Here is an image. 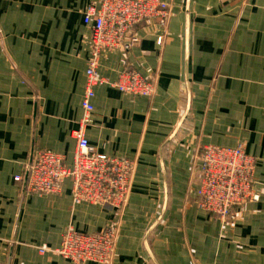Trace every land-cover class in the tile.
Here are the masks:
<instances>
[{"label":"crops","instance_id":"0c3cea01","mask_svg":"<svg viewBox=\"0 0 264 264\" xmlns=\"http://www.w3.org/2000/svg\"><path fill=\"white\" fill-rule=\"evenodd\" d=\"M94 1L0 0V264H74L53 251L65 230L112 223L109 264H264V0H166L164 22L135 26L137 44L101 55L85 135L133 161L122 208L75 204L69 179L46 195L15 181L38 149L72 163ZM125 67L151 78L150 97L111 85ZM239 144L256 160L259 197L219 220L198 205L196 149Z\"/></svg>","mask_w":264,"mask_h":264},{"label":"built area","instance_id":"2783aa9c","mask_svg":"<svg viewBox=\"0 0 264 264\" xmlns=\"http://www.w3.org/2000/svg\"><path fill=\"white\" fill-rule=\"evenodd\" d=\"M169 13L170 4L166 0H96L85 8L83 22L91 30L89 58L81 102L84 115L73 131L76 150L72 163L66 165L64 157L52 150L38 149L25 165L23 174L14 177L15 181H25V193H58L69 179L75 204L106 205L116 210L123 207L130 190L133 161L99 153L85 135V126L93 111L94 88L104 83L98 73L99 60L104 52L137 44L140 36L134 31L135 26L158 20L164 22ZM161 41L160 36L157 42ZM111 85L132 96L150 97L154 90L149 76L128 67L121 70ZM196 156L200 177L195 195L201 209L219 220H227L233 210L258 199L252 189L256 160L242 145L201 146L196 149ZM117 230L114 223L94 233L68 228L53 251L74 264H109Z\"/></svg>","mask_w":264,"mask_h":264},{"label":"water","instance_id":"95a60500","mask_svg":"<svg viewBox=\"0 0 264 264\" xmlns=\"http://www.w3.org/2000/svg\"><path fill=\"white\" fill-rule=\"evenodd\" d=\"M189 105H190V92L189 90L187 91V104H186V108H185V111H184V114L175 130V132L178 130L179 126L181 125L182 121L184 120L185 116L187 115L188 111H189ZM174 132V133H175Z\"/></svg>","mask_w":264,"mask_h":264},{"label":"rangeland","instance_id":"374dc122","mask_svg":"<svg viewBox=\"0 0 264 264\" xmlns=\"http://www.w3.org/2000/svg\"><path fill=\"white\" fill-rule=\"evenodd\" d=\"M245 2L247 1V0H244ZM240 145H242V144H240ZM243 146V145H242ZM244 147V146H243ZM245 148V147H244ZM246 151V150H245ZM252 189H253V184H252ZM253 192L258 196V194L254 191V189H253ZM259 197V196H258ZM116 242V241H115ZM114 248H115V246H114ZM112 256H113V253H112Z\"/></svg>","mask_w":264,"mask_h":264}]
</instances>
